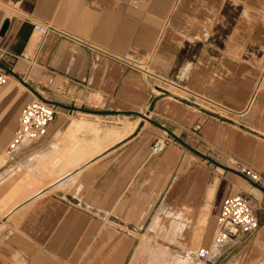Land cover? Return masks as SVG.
Masks as SVG:
<instances>
[{
    "label": "crops",
    "instance_id": "1",
    "mask_svg": "<svg viewBox=\"0 0 264 264\" xmlns=\"http://www.w3.org/2000/svg\"><path fill=\"white\" fill-rule=\"evenodd\" d=\"M1 71L0 199L22 162L59 183L0 213V264H264V191L232 166L264 178V0H0ZM33 96L53 119L8 153ZM236 195L258 227L211 248ZM146 235L168 261L147 260Z\"/></svg>",
    "mask_w": 264,
    "mask_h": 264
},
{
    "label": "built area",
    "instance_id": "2",
    "mask_svg": "<svg viewBox=\"0 0 264 264\" xmlns=\"http://www.w3.org/2000/svg\"><path fill=\"white\" fill-rule=\"evenodd\" d=\"M33 30L41 37L59 33V31L50 25H42L38 23L33 24ZM144 72L152 76L151 78L155 81H161L165 85L174 86L165 79L156 78L147 71ZM47 81L48 83H51L52 79L49 78ZM6 82L7 74L1 71L0 90ZM54 114V105L46 102L39 96H35V98L21 110L18 117V125L6 147V151L8 153L14 152L24 142H33L45 135L46 127L53 119ZM166 145V138L157 139L151 144L149 148L150 153L152 155L160 154L164 151ZM232 166L237 173L249 179L259 188L264 189L263 177L239 163L232 162ZM257 227L258 220L255 210L250 205L248 198L244 195L233 196L226 199L222 205L216 221V230L213 238L214 244L223 245L238 235H250L257 229ZM198 255L203 261H207L210 256L207 249H200Z\"/></svg>",
    "mask_w": 264,
    "mask_h": 264
},
{
    "label": "rangeland",
    "instance_id": "3",
    "mask_svg": "<svg viewBox=\"0 0 264 264\" xmlns=\"http://www.w3.org/2000/svg\"><path fill=\"white\" fill-rule=\"evenodd\" d=\"M142 68L144 71L149 72V70H146L144 67H142ZM146 75L149 76L150 78L152 77L149 74L145 73V76ZM47 80L48 79L44 80L45 85L50 86V83H48ZM154 82L163 88V90H161V91H163L162 94H164V95L166 94L165 92L168 93V91H170L173 94L183 96L182 93L178 92L176 89H174L170 85H165L161 81H155L154 80ZM151 87H153V86H151ZM19 88L22 89L21 85L19 86ZM165 89H167V90H165ZM39 91L42 92V89ZM34 98L35 97L33 96L31 100H33ZM34 161L36 162V168H33V169L28 168V166L33 163L32 160L30 162L29 161L22 162L19 164V167H18L19 170L17 171V174H15V175L11 176L10 178L3 181V183H2V186L4 187L3 188V194H5V195H3V197L0 199V213L2 215L6 214V212L10 211L13 207L17 206V204H20L21 202H23L26 198L31 196L36 191L44 188L48 184V182L51 181V180H49L50 174H46L45 171H43V169L42 170L39 169V167L37 166L38 161L36 159ZM46 177H48V179ZM12 192H14V196L12 198H10V195ZM158 224L159 223H156V225H158ZM161 224H164V223H161ZM150 229H151V231H154L156 233L158 231V226L151 227ZM157 233H159V232H157ZM208 238H209L208 242L210 241V243L212 245L211 248H215V246L213 244V236H210ZM162 239H163V237H161V240ZM165 239L166 238H164L163 240H165ZM158 240H159L158 236L147 237V235H146V237L143 238L144 246L147 247L149 249V251H151V254H150V252H149V254H147V256H148L147 260L148 261L165 262V261H168V258L170 257V253L167 250V248L162 247V244H160V242H158ZM203 245L191 247V251L196 252L197 249ZM204 247L208 248V246H204ZM172 256H174V255H172ZM187 257H190V258H188V260L191 262V264H203L195 257L194 254L189 255V256L187 255Z\"/></svg>",
    "mask_w": 264,
    "mask_h": 264
},
{
    "label": "bare ground",
    "instance_id": "4",
    "mask_svg": "<svg viewBox=\"0 0 264 264\" xmlns=\"http://www.w3.org/2000/svg\"><path fill=\"white\" fill-rule=\"evenodd\" d=\"M171 85H173L172 83H171ZM56 110V109H55ZM10 176V175H9ZM61 178V177H60ZM66 177H64L63 179H61V180H64ZM59 179H57V182H55L54 181V183H52V184H48L47 185V187H51V185H56V184H58L59 183V181H58ZM60 180V181H61ZM50 185V186H49ZM16 188V187H15ZM42 190H38L35 194L33 193L32 194V196H29V198H26L23 202H21L20 204H17V206H15V207H13L11 210H10V212L9 213H12V211H14L15 209H17L19 206H21V205H23V203L24 202H26V201H28L30 198H32L33 196H35L36 194H38V193H40ZM7 193V192H6ZM14 196V192H12L11 193V195H10V198H12ZM14 214V213H13Z\"/></svg>",
    "mask_w": 264,
    "mask_h": 264
},
{
    "label": "water",
    "instance_id": "5",
    "mask_svg": "<svg viewBox=\"0 0 264 264\" xmlns=\"http://www.w3.org/2000/svg\"><path fill=\"white\" fill-rule=\"evenodd\" d=\"M47 102V101H46ZM246 178V177H245ZM262 191H264V189L260 188Z\"/></svg>",
    "mask_w": 264,
    "mask_h": 264
}]
</instances>
